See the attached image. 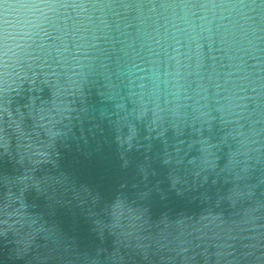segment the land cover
Wrapping results in <instances>:
<instances>
[{
	"label": "water",
	"instance_id": "water-1",
	"mask_svg": "<svg viewBox=\"0 0 264 264\" xmlns=\"http://www.w3.org/2000/svg\"><path fill=\"white\" fill-rule=\"evenodd\" d=\"M0 264H264V0H0Z\"/></svg>",
	"mask_w": 264,
	"mask_h": 264
},
{
	"label": "clouds",
	"instance_id": "clouds-1",
	"mask_svg": "<svg viewBox=\"0 0 264 264\" xmlns=\"http://www.w3.org/2000/svg\"><path fill=\"white\" fill-rule=\"evenodd\" d=\"M7 8V6H5Z\"/></svg>",
	"mask_w": 264,
	"mask_h": 264
}]
</instances>
